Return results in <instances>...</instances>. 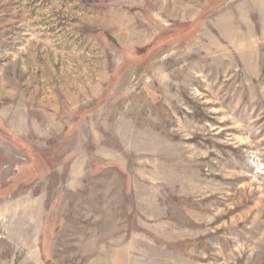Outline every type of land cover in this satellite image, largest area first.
Here are the masks:
<instances>
[{"label": "rangeland", "instance_id": "374dc122", "mask_svg": "<svg viewBox=\"0 0 264 264\" xmlns=\"http://www.w3.org/2000/svg\"><path fill=\"white\" fill-rule=\"evenodd\" d=\"M0 264H264V0H0Z\"/></svg>", "mask_w": 264, "mask_h": 264}]
</instances>
